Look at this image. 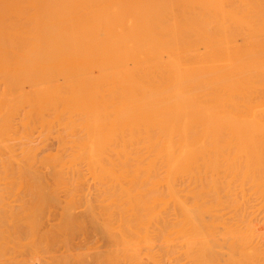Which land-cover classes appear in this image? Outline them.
I'll list each match as a JSON object with an SVG mask.
<instances>
[{"label": "bare ground", "instance_id": "obj_1", "mask_svg": "<svg viewBox=\"0 0 264 264\" xmlns=\"http://www.w3.org/2000/svg\"><path fill=\"white\" fill-rule=\"evenodd\" d=\"M11 1L0 93L56 126L66 264H264V0Z\"/></svg>", "mask_w": 264, "mask_h": 264}, {"label": "rangeland", "instance_id": "obj_2", "mask_svg": "<svg viewBox=\"0 0 264 264\" xmlns=\"http://www.w3.org/2000/svg\"><path fill=\"white\" fill-rule=\"evenodd\" d=\"M28 1V3H31V1L29 0H26ZM20 2V1H19ZM19 2H12L11 0L7 1V0H0V28H7L10 26V24H13L16 22L17 19V12L18 9H17V5ZM33 3V1H32ZM22 4H25V0H24V3ZM31 5V4H30ZM30 5H28L30 7ZM20 6V4H19ZM24 6V5H23ZM22 6V7H23ZM25 8H26V4H25ZM30 9V8H29ZM28 9V10H29ZM24 10V7L23 9ZM27 11V10H25ZM29 12V11H28ZM27 12V13H28ZM21 13V12H20ZM24 13V12H23ZM31 13V12H30ZM20 15V14H19ZM18 15V16H19ZM22 20V19H21ZM2 21V22H1ZM20 22V19L18 20ZM18 25V24H17ZM16 25V26H17ZM12 27V25H11ZM14 27V26H13ZM8 95H5V93H0V179H2L0 182V264H66V261H67V253L65 250V247H66V244H67V240L66 239V235H65V232L63 231L64 229V226L65 225V220L66 219V213H64L66 210V204L64 199H66V197H64V194L65 192V187H64V183L62 184V182L64 181V174H63V171L61 170V173H60V169L57 165V162L55 161V158L57 160V156L60 155V150L57 149V132H56V126L55 124H50L51 121L49 120L50 118L47 117L48 115L45 114L43 115V118L45 119V121H48V122H44V121H41V117H39L40 119H38V116L36 117L35 115V111L36 110H31L32 112H29L27 113V111L29 110L30 111V108L28 109L27 107H22L21 105L19 106V104L17 106L16 103H14V100H15V97L17 96L16 94L14 95L13 93H7ZM3 96H6V97H3ZM18 98V96L16 97ZM6 101H5V100ZM14 99V100H13ZM16 101V100H15ZM5 103V104H4ZM4 104V105H3ZM10 105V107H9ZM13 108V109H12ZM2 109V110H1ZM11 109V110H9ZM19 111L16 112L17 110ZM22 109V110H20ZM24 109V110H23ZM26 109V110H25ZM15 110V112L13 111ZM9 113H7V112ZM11 111V112H10ZM22 111V112H21ZM24 111V112H23ZM26 111V112H25ZM34 111V113H33ZM13 112V113H12ZM21 112V114H20ZM12 113V115L16 116V117H12V115L10 114ZM31 113V114H30ZM45 113V112H44ZM8 115V117H7ZM10 115V117H9ZM42 115V114H41ZM34 116V117H33ZM4 117V118H3ZM38 119H36V118ZM9 118H13L14 121H12V119H9ZM33 118H35L33 120ZM42 118V119H43ZM7 119V120H6ZM9 119V121H8ZM17 120V121H16ZM21 120V122H20ZM6 123H5V122ZM8 121V122H7ZM12 121V122H11ZM23 121V122H22ZM26 121V122H25ZM36 121V122H35ZM14 122V123H13ZM28 122V124H27ZM34 122V123H33ZM18 123V124H17ZM20 123V124H19ZM37 123V124H36ZM42 125H41V124ZM10 126H9V125ZM32 126H31V125ZM37 126H36V125ZM14 125V126H13ZM18 125V126H17ZM25 125V126H24ZM3 126V127H1ZM21 129H20V127ZM30 126V127H29ZM44 126V127H43ZM47 126V127H46ZM6 127V129H5ZM19 127V128H18ZM27 129H26V128ZM36 127V128H35ZM39 127V128H38ZM50 127V128H49ZM5 130H4V129ZM11 128V129H10ZM14 128V129H13ZM26 129V132H25V129ZM31 128V129H30ZM2 129L4 131H2ZM29 129V131H27ZM33 129V130H32ZM41 129V131H40ZM55 129V130H54ZM12 130V131H11ZM18 132H16V131ZM32 130V131H31ZM35 130V131H34ZM2 131V132H1ZM7 132V133H5ZM21 132H23L21 134V136L19 135ZM25 132V134H24ZM54 132V133H52ZM5 133V135L3 134ZM11 133V135H10ZM15 133V134H14ZM17 133V134H16ZM56 133V134H55ZM8 134V135H7ZM38 134V136H37ZM44 134V135H43ZM7 135V136H6ZM27 136V143L25 142L26 139V136ZM29 135V136H28ZM54 137H53V136ZM9 136V137H8ZM32 136V137H31ZM7 137V138H6ZM12 137V138H11ZM16 137L18 139H16ZM29 137H30V141H29ZM55 138L54 140L51 139V138ZM25 138V139H24ZM33 138V139H32ZM49 138V139H48ZM21 139V141H20ZM22 139L24 141H22ZM12 140V141H10ZM17 140V141H16ZM43 140V141H42ZM15 141V142H14ZM49 141V142H48ZM53 141H55L53 143ZM11 142V143H10ZM16 144H14V143ZM18 144H17V143ZM21 142V143H20ZM26 145H25V143ZM23 143V144H22ZM7 144V145H6ZM10 144V145H9ZM14 144V146H13ZM46 144V146H45ZM54 144V145H53ZM7 146V147H6ZM32 148H31V147ZM38 146H41V148H44V149H41L40 147ZM51 146V147H49ZM56 146V147H55ZM3 147V148H2ZM10 147V148H9ZM13 147V148H12ZM18 147V148H17ZM34 147V148H33ZM48 147V148H47ZM24 148V149H23ZM26 148V149H25ZM39 148V149H38ZM46 148V149H45ZM41 149V150H40ZM50 149V150H49ZM18 150V151H17ZM26 150V151H24ZM33 151V152H31ZM41 151V152H40ZM52 151V152H51ZM4 152V153H3ZM8 152V153H7ZM27 152V153H26ZM46 152L45 155H43L44 153ZM50 154H49V153ZM2 153V155H1ZM10 153V155H9ZM19 155H18V154ZM38 153V154H37ZM5 154V155H4ZM23 154V155H22ZM26 154V155H25ZM43 155V156H42ZM14 156V157H13ZM24 156V157H23ZM27 156H30L29 158H27ZM54 156V157H53ZM8 157V158H7ZM34 157V158H33ZM38 157V158H37ZM15 158V160H13ZM37 158V159H36ZM46 158V160H45ZM54 158V159H53ZM5 159V160H4ZM31 161H29V160ZM40 159V160H39ZM51 159V160H50ZM7 160V161H6ZM21 163H20V161ZM51 162L52 160L55 161L52 163H50L49 161ZM5 161V162H4ZM9 161V162H8ZM14 163H13V162ZM27 161V162H26ZM29 161V162H28ZM42 161V163H41ZM12 162V163H11ZM36 162H38L36 164ZM27 163V164H25ZM31 163V164H30ZM45 163V164H43ZM50 163V164H49ZM56 163V164H55ZM13 164V165H12ZM43 167H40L41 165ZM54 164V166H53ZM16 165V166H15ZM26 165V166H25ZM39 165V166H38ZM50 165V166H48ZM57 165V166H56ZM3 166V167H2ZM20 166V167H19ZM38 166V167H37ZM7 167V168H6ZM25 167V168H24ZM53 167V168H52ZM56 167V168H55ZM7 171H6V169ZM15 169V171L13 169ZM24 168V169H22ZM27 168V169H26ZM55 168V169H54ZM9 169V170H8ZM41 169V170H40ZM53 169V171H52ZM5 170V172H4ZM12 172H11V171ZM18 170V171H17ZM20 170V172H19ZM31 170V171H30ZM39 170H40V173H39ZM44 170V172H43ZM59 172H58V171ZM42 171V172H41ZM57 171V173H56ZM11 172V173H10ZM16 172V173H15ZM18 172V173H17ZM27 174H25V173ZM37 172V173H36ZM46 172V173H45ZM43 173V174H42ZM62 174L63 175V178L61 176H59ZM3 176H2V175ZM18 174V175H17ZM21 174V175H20ZM38 174V175H37ZM48 174V176H47ZM40 175V176H39ZM53 177H52V176ZM13 176V177H11ZM20 176V177H19ZM32 176V177H31ZM43 176V177H42ZM50 176L52 178H50ZM19 177V178H18ZM25 177V178H24ZM35 177V178H34ZM45 177V178H44ZM49 177V179H48ZM9 178V179H8ZM13 178V179H11ZM24 178V179H23ZM28 178V179H27ZM43 180H42V179ZM63 180H62V179ZM8 179V182L9 184L7 183V180ZM15 179V180H14ZM23 179V180H22ZM40 179V181H39ZM46 179V180H44ZM53 179V181H52ZM59 179H61V187L59 186V183L60 181H58ZM6 180V181H5ZM10 180L12 182H10ZM58 182H57V181ZM4 181V182H3ZM16 181V182H15ZM33 181H34V184H33ZM38 181V182H37ZM42 181V183H41ZM50 183H48V182ZM32 182V183H31ZM37 182V183H36ZM57 182V183H56ZM22 183V184H21ZM40 183V184H39ZM20 186H19V185ZM27 184H30V185H27ZM46 184V185H45ZM8 185V186H7ZM15 185H16V189H15ZM27 185V186H26ZM39 185V186H38ZM44 185V186H43ZM57 185V186H56ZM21 186L22 189H21ZM29 186H32L31 188H29ZM42 186V187H40ZM46 186V187H45ZM55 186V187H53ZM59 186V187H58ZM26 188V191H25V188ZM39 187V188H38ZM51 189H50V188ZM4 188V189H3ZM19 188V189H18ZM23 188H24V195L21 193V191H23ZM37 190H36V189ZM53 188V190H52ZM10 189V190H9ZM31 189V191H30ZM57 189V190H56ZM58 189H64V190H58ZM15 190V191H14ZM21 190V191H20ZM40 190V191H39ZM45 190V191H44ZM50 190V191H49ZM29 191V194H31V196L29 198H27L29 196H27V193ZM35 191V192H34ZM37 191V192H36ZM31 192V193H30ZM34 192V194H33ZM52 192V193H51ZM55 192V193H54ZM57 192V193H56ZM58 192L60 194H58ZM21 193V194H20ZM39 193V194H38ZM58 195L56 197V195ZM19 195H23V197H20ZM38 198H37V196ZM46 195V196H44ZM19 196V197H18ZM35 196V197H34ZM60 196V197H59ZM18 197V198H17ZM64 197V198H62ZM36 200H34V199ZM43 198V199H42ZM2 199V201H1ZM19 199V201H18ZM25 201H24V200ZM32 199V201L30 200ZM48 200V201H46ZM52 200V201H51ZM23 201V202H22ZM44 201V202H43ZM63 203H62V202ZM27 202V203H25ZM30 202V203H29ZM36 202H39V205L38 203ZM52 202V203H51ZM60 202V204H58ZM22 203V204H20ZM45 203V204H44ZM2 204V205H1ZM27 205V206H24V205ZM32 204V205H31ZM38 207V210L36 209V205ZM51 206L54 204H56L55 206L53 205V207L55 208L56 206H58V209H53V207L50 208V205ZM65 204V206H64ZM5 207H4V206ZM19 205V206H18ZM26 207V208H24ZM31 205V207H30ZM62 205V207L60 206ZM35 206V207H33ZM60 206V207H59ZM4 207V208H3ZM20 207V208H19ZM40 207V208H39ZM45 207V208H44ZM42 208V209H41ZM44 208V210H43ZM59 208H62V209H59ZM64 208V209H63ZM24 209V210H23ZM29 209V210H28ZM33 209V210H31ZM28 210V212H27ZM55 210V211H53ZM64 210V212H63ZM8 211V212H7ZM19 211V212H18ZM27 213H26V212ZM30 211V212H29ZM36 211V212H35ZM41 211V212H40ZM43 211V212H42ZM53 213H52V212ZM59 214H58V212ZM21 212V213H20ZM42 213V214H41ZM46 213V214H45ZM58 214L57 218H56V215ZM21 214V215H19ZM26 214V215H24ZM41 214V215H40ZM45 214V216H44ZM61 214L65 215L64 217L62 216V219H59L61 217ZM32 215V216H31ZM31 216V217H30ZM27 217V218H26ZM43 219H42V218ZM52 219H50V218ZM56 218V220L53 218ZM29 218V220H27ZM46 219V220H45ZM27 221V222H26ZM44 221V222H43ZM51 223H50V222ZM54 221V222H52ZM58 221V222H57ZM62 221V223H61ZM33 222V223H32ZM60 222V223H59ZM33 224V227H32V224ZM38 223V225H37ZM40 223V224H39ZM44 223V225H42ZM47 223V224H45ZM53 224V226H52ZM56 226H55V225ZM61 224H62V227L61 228ZM31 225V226H30ZM59 225V226H58ZM10 226V227H9ZM16 226V227H15ZM36 228H35V227ZM45 226V227H43ZM58 226V227H57ZM38 227H41V231H44L46 232L45 234H43L44 232H41L40 230L37 231V229H39ZM43 227V228H42ZM48 227V230L47 228ZM20 228V229H19ZM33 228V229H32ZM54 228V229H53ZM56 228V230H55ZM59 228V230H58ZM23 233L25 234L24 236H27L24 238L23 234H22V231ZM36 229V230H35ZM62 229V231H61ZM12 230V231H11ZM17 230V231H15ZM20 230V231H19ZM50 230H53V231H50ZM60 231L62 233H60ZM16 232V234H15ZM21 232V233H20ZM55 233L56 235H53V233ZM59 233V234H58ZM32 234V236L30 235ZM43 234V235H42ZM47 234V235H46ZM17 235V236H16ZM52 235V236H50ZM65 235V236H64ZM23 236V237H22ZM63 236V238H62ZM34 237V238H33ZM37 237V238H36ZM39 237V238H38ZM43 237V238H42ZM44 237H46L44 239ZM51 237H55L52 241H51ZM58 237V238H57ZM60 237V238H59ZM48 238H51L50 240ZM57 238V239H56ZM35 239V240H34ZM61 239V240H60ZM32 240V241H31ZM40 240V241H39ZM43 240V241H42ZM44 240L45 243H44ZM63 240H65L63 242ZM41 242L40 246L38 245V243ZM48 241V242H47ZM56 241V242H55ZM51 242V243H50ZM47 243V244H46ZM44 246H43V245ZM51 244V245H50ZM49 245V246H48ZM57 245V246H56ZM65 245V247H64ZM39 246V247H37ZM43 246V247H41ZM47 249H46V247ZM59 246V247H58ZM50 247V248H49ZM57 249H56V248ZM42 248V249H41ZM40 250H44V251H40ZM46 250H47V254H46ZM53 250L55 252H53ZM61 251V252H60ZM43 252V253H42ZM51 252V253H50ZM59 252V253H58ZM64 252V253H62ZM44 253L46 255H44ZM57 253V254H56ZM5 254V255H4ZM55 255V256H54ZM16 257V258H15ZM20 257V258H19ZM52 257V258H51ZM3 258V259H2ZM20 259V261H19ZM28 259V260H27ZM51 259V260H50ZM5 260V261H4ZM11 262H10V261ZM13 260V261H12ZM27 260V261H26ZM57 260V261H56ZM61 261V262H60ZM14 262V263H13ZM20 262V263H19ZM31 262V263H30ZM36 262V263H35Z\"/></svg>", "mask_w": 264, "mask_h": 264}]
</instances>
